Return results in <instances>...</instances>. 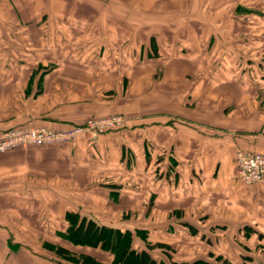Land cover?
I'll use <instances>...</instances> for the list:
<instances>
[{
  "label": "crops",
  "instance_id": "0c3cea01",
  "mask_svg": "<svg viewBox=\"0 0 264 264\" xmlns=\"http://www.w3.org/2000/svg\"><path fill=\"white\" fill-rule=\"evenodd\" d=\"M221 3L0 0V131L126 118L0 155V264H112L68 240L69 214L167 246L158 264L264 263V182L240 184L235 163L264 155V0Z\"/></svg>",
  "mask_w": 264,
  "mask_h": 264
},
{
  "label": "built area",
  "instance_id": "2783aa9c",
  "mask_svg": "<svg viewBox=\"0 0 264 264\" xmlns=\"http://www.w3.org/2000/svg\"><path fill=\"white\" fill-rule=\"evenodd\" d=\"M126 127V118L111 116L88 119L84 124L57 132L45 127L16 128L0 132V155L17 149L44 148L70 145L79 137L87 136L94 141L109 132L120 131ZM237 181L244 186H255L264 182V155L238 151L235 156Z\"/></svg>",
  "mask_w": 264,
  "mask_h": 264
},
{
  "label": "trees",
  "instance_id": "16d2710c",
  "mask_svg": "<svg viewBox=\"0 0 264 264\" xmlns=\"http://www.w3.org/2000/svg\"><path fill=\"white\" fill-rule=\"evenodd\" d=\"M151 50L152 52L156 51V44L154 40H151ZM89 119H98V118H89ZM79 125H74L71 128ZM25 127L27 126L14 127L6 131L13 130L16 128H25ZM45 128L53 130L49 127H45ZM6 131H0V132H6ZM66 218L70 224L69 229L67 230L68 240L76 246L99 249L103 253L112 255L113 256L112 264H158V262H156L154 259L151 258L148 251L160 249L166 253L167 250H169L168 247L165 245L156 244L152 246L146 245L147 251H137L132 245V234L130 232L121 233L118 229L108 228L99 225L97 222L93 221L92 219L83 217L79 214H69L67 215ZM191 230L193 231L192 228ZM251 231L252 230H250L249 228H245L243 230V234L245 235L244 237L249 236ZM136 234L137 236L140 235L143 238L141 232H137ZM55 251L58 255H61L65 259H69L71 261L75 260V257L65 249L57 248ZM244 260H246L248 263L247 258H245ZM94 264L96 263L94 262ZM159 264H163V263L159 262ZM196 264H208V263L197 262Z\"/></svg>",
  "mask_w": 264,
  "mask_h": 264
},
{
  "label": "rangeland",
  "instance_id": "374dc122",
  "mask_svg": "<svg viewBox=\"0 0 264 264\" xmlns=\"http://www.w3.org/2000/svg\"><path fill=\"white\" fill-rule=\"evenodd\" d=\"M221 4H223V9L225 10V12H228L229 14H231L232 12H233V10H234V12H235V0H222V3ZM220 4H216V5H208V8H207V10H209L210 12H213V11H220ZM192 7H193V9H195V8H197V5L196 4H193L192 5ZM240 7H239V5H236V11L239 9ZM257 14H264V10L260 7V6H257L256 7V9L254 10ZM258 24H264V22L263 21H260V22H258ZM178 53L179 54H181V53H184V51H180L179 49H178ZM154 55H155V53H154ZM116 57V56H115ZM117 116H122V115H117ZM124 117V116H123ZM91 118H93V117H91ZM88 120V119H87ZM86 120V121H87ZM85 121V122H86ZM84 122V123H85ZM83 123V124H84ZM48 129V128H47ZM236 235V234H235ZM239 246H242V245H239ZM236 248V247H235ZM242 249V248H241ZM243 261H245V262H247L246 260H243ZM264 264V263H263Z\"/></svg>",
  "mask_w": 264,
  "mask_h": 264
}]
</instances>
